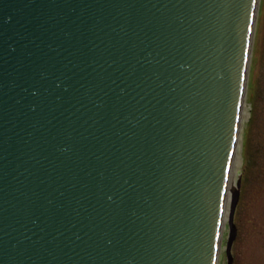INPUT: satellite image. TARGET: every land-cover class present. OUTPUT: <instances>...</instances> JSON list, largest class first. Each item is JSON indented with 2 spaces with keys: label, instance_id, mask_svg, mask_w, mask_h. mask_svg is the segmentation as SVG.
<instances>
[{
  "label": "water",
  "instance_id": "obj_1",
  "mask_svg": "<svg viewBox=\"0 0 264 264\" xmlns=\"http://www.w3.org/2000/svg\"><path fill=\"white\" fill-rule=\"evenodd\" d=\"M259 2L0 0V264H217Z\"/></svg>",
  "mask_w": 264,
  "mask_h": 264
},
{
  "label": "flooded vegetation",
  "instance_id": "obj_2",
  "mask_svg": "<svg viewBox=\"0 0 264 264\" xmlns=\"http://www.w3.org/2000/svg\"><path fill=\"white\" fill-rule=\"evenodd\" d=\"M258 9L252 59L250 63L251 69L249 73L253 89V101L256 103L257 100H261L258 94L264 92V0H260ZM260 108L264 109V102L260 104ZM259 136L260 142H258V145H262L264 144V132H261ZM240 199L241 197L239 198L238 206L233 216L237 233L232 246V263L264 264V202L261 210L259 212H254V215H252V212L245 211L243 208L239 211ZM253 225L261 227V233L257 231L255 235Z\"/></svg>",
  "mask_w": 264,
  "mask_h": 264
},
{
  "label": "rangeland",
  "instance_id": "obj_3",
  "mask_svg": "<svg viewBox=\"0 0 264 264\" xmlns=\"http://www.w3.org/2000/svg\"><path fill=\"white\" fill-rule=\"evenodd\" d=\"M258 95H260L259 97L261 100H257L256 103L253 101V89L250 78L248 84L249 102L247 103L250 114L244 120V129L241 131V146L243 147L241 155L243 163L239 168L240 171L238 174L241 172L244 179L241 181L242 185L239 192L241 197L239 211L243 208L245 211L252 212V215H254V212H259L261 210L264 202V144L258 145V142H260L259 134L264 132V109L260 108V104L264 102V92ZM253 227L255 235L257 231L261 233V227L256 225H253ZM225 228L223 234L224 244L227 242L226 238L229 231L228 221H226ZM226 253L225 249L221 250V264H226Z\"/></svg>",
  "mask_w": 264,
  "mask_h": 264
},
{
  "label": "bare ground",
  "instance_id": "obj_4",
  "mask_svg": "<svg viewBox=\"0 0 264 264\" xmlns=\"http://www.w3.org/2000/svg\"><path fill=\"white\" fill-rule=\"evenodd\" d=\"M244 104L242 105L241 109H240V116H239V128H238V134H237V139H236V143L234 146V152L232 154V162L230 165V173L228 176V184H227V189H226V196H225V200L223 203V212H222V224H221V233L219 236V240H220V244H219V248H218V252H219V257L217 258L216 263L217 264H221V250L222 248H224L225 244H224V231H225V227H226V221L228 219L227 215H228V210H229V206H230V200H231V196L233 194L234 189L236 188V178L238 177V172L240 171L239 168L243 163V159H242V155H241V150H242V146H241V142H242V136H241V131L242 129H244V120L249 116V110H248V105H247V101L244 99ZM228 236V234H227Z\"/></svg>",
  "mask_w": 264,
  "mask_h": 264
}]
</instances>
